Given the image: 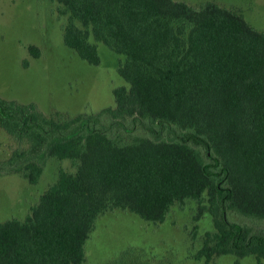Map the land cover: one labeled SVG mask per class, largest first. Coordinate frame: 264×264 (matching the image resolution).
<instances>
[{
  "label": "trees",
  "instance_id": "trees-1",
  "mask_svg": "<svg viewBox=\"0 0 264 264\" xmlns=\"http://www.w3.org/2000/svg\"><path fill=\"white\" fill-rule=\"evenodd\" d=\"M53 1L67 17L64 44L90 64L100 62L96 41L124 55L117 72L127 85L95 114L44 113L0 96V128L15 143L0 176L36 183L50 157L69 161L23 218L0 222V264H81L106 212L163 222L188 200L195 220L212 219L195 259L261 263L264 30L214 1Z\"/></svg>",
  "mask_w": 264,
  "mask_h": 264
},
{
  "label": "rangeland",
  "instance_id": "rangeland-1",
  "mask_svg": "<svg viewBox=\"0 0 264 264\" xmlns=\"http://www.w3.org/2000/svg\"><path fill=\"white\" fill-rule=\"evenodd\" d=\"M197 5L214 1L240 10L258 30H264V0H184ZM53 0H0V96L19 102H34L44 113L60 111L95 114L114 105L112 88L127 85L117 67L124 55L96 41L98 64H90L63 42L66 15ZM93 41V38L90 37ZM38 48L32 55L28 46ZM15 145L0 128V159ZM59 166L69 161L50 157L36 183L17 173L0 176V222L23 218L30 206L52 182ZM196 202L172 206L163 222H151L126 210L101 215L85 242L81 264H234L233 255H218L206 261L192 255L201 246L202 234L212 228L209 213L194 219ZM254 229L259 218L237 217ZM239 264L258 263L253 256L238 258Z\"/></svg>",
  "mask_w": 264,
  "mask_h": 264
}]
</instances>
